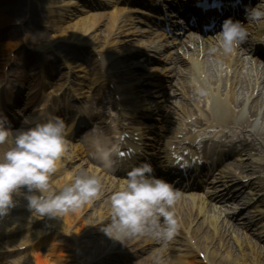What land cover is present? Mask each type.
<instances>
[{
	"label": "clouds",
	"instance_id": "obj_1",
	"mask_svg": "<svg viewBox=\"0 0 264 264\" xmlns=\"http://www.w3.org/2000/svg\"><path fill=\"white\" fill-rule=\"evenodd\" d=\"M247 15L252 21H264V8L248 7ZM249 35L243 22L228 17L208 52L219 50L232 55ZM31 123L33 126L27 130L13 131L7 117L0 114V217L15 206L14 195L19 194L21 186L27 189L28 208L41 217H62L95 197L99 188L98 177L84 169L53 186L50 174L67 152L70 129L63 118L55 115ZM102 159L105 167H112L107 154ZM155 173L150 162L128 168L123 182L108 196L109 222L100 226L105 235L119 241L148 233L165 245L173 240L179 227L173 206L180 194L172 183ZM154 259L159 260L158 253Z\"/></svg>",
	"mask_w": 264,
	"mask_h": 264
},
{
	"label": "bare ground",
	"instance_id": "obj_2",
	"mask_svg": "<svg viewBox=\"0 0 264 264\" xmlns=\"http://www.w3.org/2000/svg\"><path fill=\"white\" fill-rule=\"evenodd\" d=\"M45 2L48 4V6H55L56 4L55 0H45ZM63 4L71 5L72 3ZM115 12L116 11L112 13L111 19ZM12 15L13 16L10 17L0 15V26L12 23L13 20L11 18L20 16V13L17 11V13L13 12ZM97 16V14H92L83 19V21H77L78 23L74 22L69 25L71 29H69V26H65V28H59L57 37L60 38V41L63 42L77 40V42L83 41L90 44L91 46H96L99 37H101L102 39L105 38V36L100 34V28H95V25L99 20ZM109 29H111L110 23L106 24V26L104 27V30H107V32L109 31ZM17 38L18 39H16V42L1 44L0 53L8 52L15 45L20 44L18 35ZM101 38H99V40H101ZM39 43V47H41L42 45L44 47L46 43H48L47 46H50L53 42L49 40L43 43V40L41 39L39 40ZM110 51L111 53H116L114 49H111ZM54 64L55 63H53V65ZM183 73L184 72L182 71L181 75H183ZM181 80V78H178V80H175V83L176 81L177 83H180ZM186 89L189 88L186 87ZM172 94H176L175 91H172ZM58 101L59 100H56L55 102L58 103ZM252 112L255 113L256 111ZM72 148L73 149L70 151V154L72 155H76V153L82 154L84 152L83 147L80 144L72 145ZM105 154L110 157V153H108L107 149L104 151V155ZM72 173L74 172H70L69 174L66 161L61 158L57 168L54 169V173L52 172L50 174L49 182L53 186H58L69 180ZM231 191L233 192L234 190ZM219 197V200L221 202L232 200L229 199V196L226 195H221ZM237 197L238 193L234 195L233 199H237ZM263 199H261V202L264 201ZM14 201L15 205L28 207V201L24 197H15ZM88 203L90 204V201L83 202L78 208L65 212L62 217H50L47 215L42 216L44 221H42L43 223L39 225L38 230L35 231V238L39 237L42 233H51L52 235H50V237L48 238L40 240L36 244L31 245L32 248L30 247V252L27 253V255L29 254L33 264H88V262H92V260L97 256L99 252H106L112 248L111 246H109L112 241L110 240L111 237L103 233V235L101 236L92 237V239L94 240L91 242L89 249H84V247L86 246L85 244L90 243L89 237H87L89 232H84V229L86 227L91 228L92 226L91 230L96 231L97 233V230L101 228L100 226H104L102 224H104L107 220H102L103 222L101 223L96 222V220H98L99 218L102 219L103 216L108 217L109 213V206L100 203L96 204L95 206H93V203L90 204L91 206H93V208L91 209V211H89L87 210V206H89ZM243 206H245V204ZM224 211L225 210H222V212ZM23 213L24 212H22V214ZM18 221L20 222V220ZM30 224L31 223L27 221H22L21 223L15 222L14 224L8 223L4 226V229L1 230L13 232L20 229L21 227H28ZM210 225L213 228L215 225V221L213 222V224L210 223ZM53 228L54 230L57 228L64 234L69 235V237L72 239V242L69 243L68 241H65L66 243L60 242V244L57 245L55 241V235L53 233ZM199 230L200 227L197 226L196 235L198 234ZM213 237V233L205 229L194 238V244H196L198 249H200L204 253V259H206L207 262H210L211 260L216 258L214 263L212 264H261L258 261L260 255L256 251L257 243L255 241L251 240L254 243H249L251 248L249 251H246L242 249L241 242L238 239H235V242L232 240H226V238H223L220 234L218 235L216 240H214ZM244 238L245 239H242L244 241L250 240L249 237L245 236ZM13 242L14 244L12 247L15 248H17V246L20 247L25 244H29L28 240H24L23 237L13 240ZM171 242L176 247V249L180 248L179 243L181 244V241L177 235ZM64 257L66 258L64 259ZM181 257L182 256L180 254L171 255L169 263L172 262L174 264H183Z\"/></svg>",
	"mask_w": 264,
	"mask_h": 264
},
{
	"label": "rangeland",
	"instance_id": "obj_3",
	"mask_svg": "<svg viewBox=\"0 0 264 264\" xmlns=\"http://www.w3.org/2000/svg\"><path fill=\"white\" fill-rule=\"evenodd\" d=\"M39 1L40 0H6L4 2V5L0 8L2 9L0 11V15L1 16H7V17H10V16H13L12 13L13 12H16L17 11L20 13V16H15V17H12L11 19L13 20L12 23H8L7 25L11 26L12 28V32H15L16 31V35L19 34L21 37V35L25 34V32L27 33V36L28 38H30V36L33 35V32L31 31V26H28L26 27L25 25V22L26 24L29 23V20L28 19V11L29 10H33V8L36 9V7L39 5ZM33 5H35V7H33ZM4 8V9H3ZM30 8V9H29ZM27 9H29L27 11ZM12 11V12H11ZM30 15V14H29ZM31 16V15H30ZM27 20V21H26ZM6 25V26H7ZM31 25V24H30ZM65 25L63 24L62 27H64ZM69 26V25H68ZM79 26V24H78ZM65 28V27H64ZM69 29H71V27L69 26ZM39 31V32H38ZM37 31V34L40 33L41 29H39ZM7 34V33H5ZM49 34V33H48ZM58 34V33H57ZM58 38V37H57ZM58 41H60V39H58ZM81 42V43H80ZM6 44L10 43L8 41L4 42ZM62 43V42H61ZM68 44L66 46H69L70 48H79V47H83L85 46L86 48H91L92 46L90 44H87L83 41H79L77 42L76 41H69L67 42ZM3 44V43H2ZM1 45V44H0ZM65 45V43H64ZM6 53V52H5ZM1 55V53H0ZM67 59V58H66ZM43 218L41 216H39V218L37 217V215H33L32 217V222H36V220H42ZM38 227V226H37ZM54 230V228H53ZM56 233L60 234L61 238L63 240H65L66 238L69 237V235H66L64 234L61 230L59 229H55L54 230ZM88 231L87 229L85 230V232ZM94 239L92 238H89V242L88 244H85L86 246L84 247V249H89L90 245H91V242L93 241ZM99 264H127V263H122V262H118L116 261L115 259H106V260H103L101 261ZM132 264V263H131Z\"/></svg>",
	"mask_w": 264,
	"mask_h": 264
},
{
	"label": "snow or ice",
	"instance_id": "obj_4",
	"mask_svg": "<svg viewBox=\"0 0 264 264\" xmlns=\"http://www.w3.org/2000/svg\"><path fill=\"white\" fill-rule=\"evenodd\" d=\"M217 5L216 4H213L212 7H216Z\"/></svg>",
	"mask_w": 264,
	"mask_h": 264
}]
</instances>
